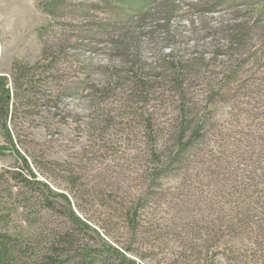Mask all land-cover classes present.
I'll list each match as a JSON object with an SVG mask.
<instances>
[{
	"label": "rangeland",
	"instance_id": "rangeland-1",
	"mask_svg": "<svg viewBox=\"0 0 264 264\" xmlns=\"http://www.w3.org/2000/svg\"><path fill=\"white\" fill-rule=\"evenodd\" d=\"M105 6L100 0H0V76L6 88L14 90V62L33 66L43 45L58 57L52 77H29L38 92L58 93L57 107L36 100L19 105L6 121L12 146L0 123V214L7 221L0 229L8 228L19 242L17 260H32L46 251L55 232L70 227L84 244L132 250L137 264H264V193L252 199L235 193L227 181L246 183L248 172L261 173L264 166V94L257 87L246 93L233 89L212 104L205 100V86L192 90L198 108L206 105L212 114L206 143L216 160L204 150L160 181L139 211L141 226L134 233L128 228L125 216L145 185L139 174L147 119L160 134L176 114L164 89L149 93L145 102L116 63L112 36L88 38L101 23L117 22ZM181 7L173 20L185 31L196 16ZM234 9L211 18L219 21ZM179 40L177 46L186 48L189 42ZM142 56L147 60L151 53ZM88 77L100 87L85 89ZM61 196L90 229L71 224ZM49 200L54 210L46 207Z\"/></svg>",
	"mask_w": 264,
	"mask_h": 264
},
{
	"label": "trees",
	"instance_id": "trees-1",
	"mask_svg": "<svg viewBox=\"0 0 264 264\" xmlns=\"http://www.w3.org/2000/svg\"><path fill=\"white\" fill-rule=\"evenodd\" d=\"M100 1L117 17V22L114 25L109 22L101 23L98 28L88 32V38L95 40L98 37L112 36L108 41L111 51L116 52V63L129 75L135 89L144 93L145 102L150 101L149 93L159 88L161 91L164 89L167 92L166 99L174 104L176 114L165 131L159 130L160 134L154 132L156 124L148 116L147 148L143 151L144 167L139 174L145 185L142 194L131 203L132 207L125 216L128 228L134 233L141 226L139 211L143 209V203L155 195L153 189L161 185L160 181L180 170L183 164H188L194 155L201 154L204 150L213 159L216 155L212 150H207L209 144L206 143L212 114L205 108L208 107L206 105L202 109L198 108L192 90L205 86L207 104H212L216 97L224 99L233 89L246 93L253 92V88L257 87L264 94V79L259 74L262 72L264 75V0H190L188 4L185 0ZM181 6L190 15L196 16L195 20L188 17V28L185 31H179L180 28L173 20ZM198 6L202 8L198 9ZM240 7L244 11L237 9ZM224 8L236 10L230 16L214 22L211 16L223 13ZM172 25H175V30L171 29ZM178 39L184 40L182 44L189 42L187 47L177 46ZM155 43L163 46L152 48L151 45ZM49 50L43 45L39 60L33 66L18 61L12 64L13 92L6 88L3 76H0V123L4 137L11 146L12 137L6 128V121L16 113L19 105L44 101L46 105L52 103L49 106L54 109L57 107L58 93L51 92L47 96L38 92L29 78L36 73H48L49 76L54 74V63L58 57ZM145 50L151 53L150 59L146 60L142 56ZM57 55L59 56L58 53ZM47 59L49 62L42 64L41 61ZM48 70L51 72H47ZM255 73L259 76L256 77ZM88 80L89 77L84 82L85 89L100 87L96 80ZM202 143L206 146L201 147ZM23 161L28 175L35 179L28 163ZM243 179H247V182H238L231 177L227 180H230L228 186L234 192L252 199H257L259 194L264 193V166L261 167V173L248 172ZM23 181L28 182L25 178ZM33 181L48 189L42 181ZM258 186L261 190H257ZM61 197L66 204L71 224L84 230L90 229L86 222L75 216L69 200L65 196ZM46 202V207L54 210V203L51 200ZM240 209L245 211L246 208L241 206ZM262 211L264 212V207ZM4 218L0 214V224L6 226ZM20 251L19 242L8 228L0 229V264H137L132 258L135 255L132 250H123L103 242L97 246L84 244L82 240L75 238L70 227L55 232L46 251L32 260L19 262L17 258Z\"/></svg>",
	"mask_w": 264,
	"mask_h": 264
}]
</instances>
